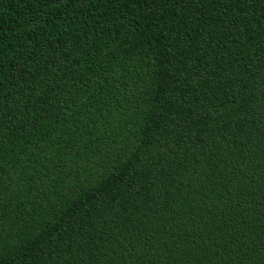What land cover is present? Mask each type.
<instances>
[{"label":"trees","instance_id":"trees-1","mask_svg":"<svg viewBox=\"0 0 264 264\" xmlns=\"http://www.w3.org/2000/svg\"><path fill=\"white\" fill-rule=\"evenodd\" d=\"M0 264H264V0H0Z\"/></svg>","mask_w":264,"mask_h":264}]
</instances>
